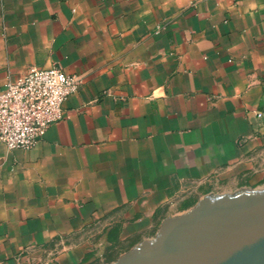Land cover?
<instances>
[{
    "label": "crops",
    "instance_id": "crops-1",
    "mask_svg": "<svg viewBox=\"0 0 264 264\" xmlns=\"http://www.w3.org/2000/svg\"><path fill=\"white\" fill-rule=\"evenodd\" d=\"M55 64L65 117L0 142V264H107L264 187V0H0V90Z\"/></svg>",
    "mask_w": 264,
    "mask_h": 264
},
{
    "label": "water",
    "instance_id": "water-1",
    "mask_svg": "<svg viewBox=\"0 0 264 264\" xmlns=\"http://www.w3.org/2000/svg\"><path fill=\"white\" fill-rule=\"evenodd\" d=\"M107 264H264V187L204 195Z\"/></svg>",
    "mask_w": 264,
    "mask_h": 264
},
{
    "label": "built area",
    "instance_id": "built-area-1",
    "mask_svg": "<svg viewBox=\"0 0 264 264\" xmlns=\"http://www.w3.org/2000/svg\"><path fill=\"white\" fill-rule=\"evenodd\" d=\"M78 87V77L58 64L32 67L8 81L0 90V142L8 150L31 149L49 125L65 117L64 102Z\"/></svg>",
    "mask_w": 264,
    "mask_h": 264
},
{
    "label": "rangeland",
    "instance_id": "rangeland-1",
    "mask_svg": "<svg viewBox=\"0 0 264 264\" xmlns=\"http://www.w3.org/2000/svg\"><path fill=\"white\" fill-rule=\"evenodd\" d=\"M130 245H127V246H124V247H121L117 250V252L115 253V257L118 256L119 254H122L123 252H125L129 247ZM106 264V263H105Z\"/></svg>",
    "mask_w": 264,
    "mask_h": 264
}]
</instances>
